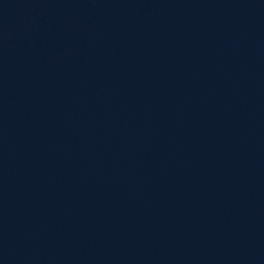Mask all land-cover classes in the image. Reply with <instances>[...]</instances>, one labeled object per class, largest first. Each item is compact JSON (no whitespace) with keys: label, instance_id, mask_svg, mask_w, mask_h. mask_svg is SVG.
<instances>
[{"label":"water","instance_id":"1","mask_svg":"<svg viewBox=\"0 0 264 264\" xmlns=\"http://www.w3.org/2000/svg\"><path fill=\"white\" fill-rule=\"evenodd\" d=\"M150 264H264V0H82Z\"/></svg>","mask_w":264,"mask_h":264}]
</instances>
